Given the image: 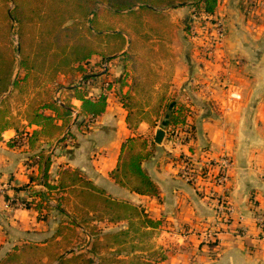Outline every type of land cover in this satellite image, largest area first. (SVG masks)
<instances>
[{
  "label": "crops",
  "instance_id": "0c3cea01",
  "mask_svg": "<svg viewBox=\"0 0 264 264\" xmlns=\"http://www.w3.org/2000/svg\"><path fill=\"white\" fill-rule=\"evenodd\" d=\"M228 2L233 3L230 12L238 15L243 11L240 0H223L224 8ZM180 14L187 13L177 10V18ZM239 19L241 25H235L229 38L217 49L219 58L207 59L191 52L190 42L181 32L172 39L159 35L147 42L148 60L152 61H148L150 68L146 74L148 90L165 92L163 98L176 97L196 110L189 119L196 128L192 147H174L167 141L168 135L162 144L155 142L156 131L165 118L164 107L156 117L139 115L138 125L132 129L128 121L130 112L132 116L141 112L127 108L114 94V88L107 90L102 84L114 78L112 71L110 75L94 76L93 84L88 80L84 85L93 97L107 91L105 112L86 122L80 116L68 128L51 136L42 133L34 136V131L42 128L30 122L28 103L16 101L18 87H11L0 98V253L5 254L15 245H43L63 221H69L68 215L55 207L56 200L45 216L23 202L30 199L31 187L37 188V184L30 186L32 176L41 172L30 158L43 149L46 154L53 152L50 169L53 178L59 177L68 166L78 169L96 187L105 190L104 195L110 199L144 207L151 218L163 221L161 231L168 235L163 241L166 259L156 264H264V237L256 219L264 211V37L259 46L254 39L238 36L237 31L244 26ZM134 39L131 37L132 44ZM129 48L127 41L118 55ZM57 78L60 82L75 80L76 84L60 83L58 95L54 96L53 90L58 102L66 104L70 86L81 84L82 77L60 73ZM64 89L65 95L60 97ZM231 90L239 92L241 100L232 99ZM71 104L73 110H81L80 99L71 98ZM47 112L52 114L50 110ZM69 128L74 140L60 141ZM134 135H145L154 143L153 154L143 166L160 186V197L132 192L110 176L119 162L124 141ZM204 151L212 158L229 155L232 160L227 219L216 215V202L206 191L181 178L179 165L170 158L190 153L196 165L201 166ZM68 202L79 200L70 197ZM61 205L64 207V203ZM128 221L118 222L121 226L118 228H128ZM171 240L176 243L172 245Z\"/></svg>",
  "mask_w": 264,
  "mask_h": 264
},
{
  "label": "trees",
  "instance_id": "16d2710c",
  "mask_svg": "<svg viewBox=\"0 0 264 264\" xmlns=\"http://www.w3.org/2000/svg\"><path fill=\"white\" fill-rule=\"evenodd\" d=\"M32 1V0H31ZM40 3V9L35 10L34 18L30 14L29 1L28 0H0V13L4 17L10 18L11 22L17 23L18 35H19V51L23 56L19 59L10 47L0 41V61H4V69L0 65V98L13 87H18L19 75L16 73V60L18 69L26 70L27 76L30 72L34 71L38 67H47L49 82H56L58 74H68L76 71H80L85 75V62L90 61L95 55L98 54V50L92 47V41L90 36L96 32L97 27L94 26V16L96 15L95 7L97 4H102L104 12H113L119 15H126L129 17H136L140 21L142 13L144 11L154 12L152 7L161 6H175L178 3L189 2L192 4L203 3L205 11L209 14L215 12L217 0H33ZM10 6L12 9H10ZM39 19V20H38ZM101 25V24H100ZM3 26V24H2ZM104 26L99 30L96 35L100 38V41L104 43L108 42L113 44L115 41L113 50L110 57H114L115 54L122 50L127 41L123 34L118 31L111 32V26ZM5 27V25H4ZM34 28L33 33L38 34L35 37V41L29 44L26 40V33L28 28ZM41 29V30H40ZM22 35V36H21ZM118 42V43H117ZM107 46V43L105 44ZM28 48V49H27ZM38 61H41L42 66ZM4 70V71H3ZM82 80L81 84L70 86V97L66 104H61L53 96L42 97L36 99L33 103H30V111H28V118L32 124L41 126V130H35L34 136L42 133L47 136L61 132L62 130L70 126L72 120L77 119L80 116H84V121L89 118H96L102 115L108 105V97L106 93H101L98 97L90 95L88 89L84 85L89 80L88 78ZM25 78V77H24ZM84 83V84H83ZM71 85V84H70ZM111 88V87H110ZM49 93V92H48ZM78 98L82 101L81 110L77 115L73 116V105L71 104V98ZM164 105V119L163 123H167V126H177L185 122L183 111L189 106L185 103H181L175 99H166ZM161 105V106H162ZM127 108H131L130 105L125 104ZM50 110L52 114L47 111ZM133 113V112H132ZM130 127L135 129L138 125L137 115L128 117ZM61 120V123L58 121ZM193 129L196 131L195 126ZM68 130V129H67ZM73 139L74 133L69 128L66 131ZM66 133L63 139L65 140ZM151 145V146H150ZM154 143H150V140L143 138L142 135L129 136L123 143L122 151L119 156V162L117 166L110 172L111 178L118 184L128 188L132 192L138 194L147 195L151 197H160V186L144 169V162L150 158L153 154ZM53 152L45 153L43 149L36 152L30 159H34L39 165L41 172L38 176H32L31 185L43 182L47 191H43L38 188H32L30 190V199L24 200L26 207L35 208L40 215L49 214L52 205L50 206V199H55L57 209L64 211L69 221H63L60 229L51 236L48 240L44 241L43 245L36 243H26L21 245H15L10 251H7L0 257V264H15L17 254L26 249H38L40 246H48L54 243L55 247L61 244V240L57 238L64 236L62 240L67 239L68 232L71 228H81L82 224L61 205V202L67 200L66 192L76 191L78 196L83 198L95 199L97 201H103L113 206H123L130 211V215H118L111 217L110 222L121 221L124 219H131L132 212L137 213L142 217V212H139L137 207L128 203L118 202L105 197V191L96 187L90 180H88L80 170L74 169L70 166L64 168L60 172V176L53 178L50 169L53 164L52 159ZM30 188V187H29ZM81 199V198H80ZM78 200L82 209L90 202L89 200ZM90 206V205H89ZM90 212L89 208H86ZM143 223L146 227H158L162 220H155L150 216L143 215ZM66 223V224H64ZM67 231V233H64ZM107 235V234H105ZM83 251H75L71 248H67L60 252L59 249L54 251V255L51 258L54 259V264H96L94 259L86 257ZM56 252V253H55ZM92 253H97L96 248ZM166 259V255H162L160 262ZM123 264L122 261H116V264ZM53 264V263H52ZM152 264L148 260V263Z\"/></svg>",
  "mask_w": 264,
  "mask_h": 264
},
{
  "label": "rangeland",
  "instance_id": "374dc122",
  "mask_svg": "<svg viewBox=\"0 0 264 264\" xmlns=\"http://www.w3.org/2000/svg\"><path fill=\"white\" fill-rule=\"evenodd\" d=\"M28 1L31 10L30 14L34 18H38L34 16V11L40 9V3L34 2L33 0ZM241 2L243 11L241 13L238 12V15L228 10L231 6L230 4L233 3H226V8H224L223 0H217L213 14L205 11L203 3L195 5L185 2L178 3L175 6L152 7L155 9L154 12L144 11L142 13L141 19L143 21H140L136 17L122 16L113 12H108L107 14L105 12L101 13L104 6L97 4L95 7V22L93 23L97 29L90 36V39L92 41V47L97 50L99 49V52L94 58L84 64L86 65V79L88 78L91 81L90 83L93 84L94 80L92 79H94V76L96 77L101 73L110 75L112 71L114 78L102 83L107 90L114 88V94L116 93V96L121 99L124 105L128 104L131 107L130 109L134 108V111L141 112L137 113V117L142 113H144L145 117H156L160 115L159 113L163 108L162 103H165L166 99H175L181 103L182 101L173 96H165L163 98L162 96L166 94L165 92H152L148 90L150 85L147 83L148 77H146V74L148 68H150L148 61H151L148 60L149 53L147 49L149 38L163 35L172 39V37L179 36L181 32L186 40L190 42L191 52H196L198 56L207 59L219 58V51L217 49L229 38L231 29H234L235 25H241L238 22V19L241 18L239 20L244 22V26L240 27L239 31H237L238 36L254 39L253 41H258V45L260 46L261 37H264V0H240ZM11 7L13 6H10V9H12ZM176 9L181 10V13L186 11L187 14H180L177 18ZM174 19L178 20V24ZM219 21L225 24L226 29V34L222 42L216 38L217 28L215 34L214 24ZM102 24L112 27L110 33L118 31L123 34L125 41H130V48L123 55H118L117 53L113 58L110 57L116 42L112 41L113 44H110L108 41L106 42L107 46H105V43L99 40L100 38L96 35L104 27ZM33 31V27L27 29L26 40H28L29 44L35 41V37L38 34L37 32L33 33ZM131 37H135L133 44L131 43ZM0 41L5 45L7 44V46L10 44L13 50L12 52H14L15 57L17 56L18 59L23 56L20 51L18 53V25L17 23L11 22L10 18L4 17L2 13H0ZM171 49L174 50L173 47ZM38 62L42 66V62ZM17 64L19 63L16 60L15 70L20 79L18 82L16 101H26L28 103L26 110L30 109V103H33L36 99L42 97L52 98L53 90L54 96L58 95L57 90L59 89L57 88L63 85L64 82V85H70L75 81L72 79L70 81L64 79L62 83L57 78L54 86H52L53 82L47 81V75L49 73L46 69L47 67H38L25 76L27 71L22 70L21 72ZM0 65L2 69L5 68L4 61H0ZM116 73H118L117 76ZM72 74L77 75V79L78 76H81L82 79L80 82L85 79V75L80 71L72 72ZM56 83H59V85H56ZM60 83L62 84L60 85ZM74 84L76 83L74 82ZM123 87L127 90L129 89V91L126 92ZM19 89L21 90L19 91ZM105 92L107 93V91ZM63 95H65V89L59 94L60 97ZM67 97L68 95L66 94L64 99L66 100ZM107 97L109 98L108 94ZM160 103L162 106L158 108ZM194 111H196L195 108ZM188 112L189 107L183 111L185 121L187 120ZM163 124L161 121L159 126L162 127ZM166 127L168 126H164V128ZM142 137L149 139L145 135H142ZM170 158L174 160V157ZM174 161L176 162V160ZM67 197V200L62 202V204L64 203V209L75 215L74 217L82 224L81 229H76V227L71 228L68 232L67 239L61 240V244L58 247L56 246L55 249L54 243H52L48 246H40L38 249L21 251L17 254L15 264H54V259L51 258L54 255V251L59 249L62 252L67 248L75 251L84 250L83 254L86 257L94 259L96 264H116V261H122L123 264H146L148 260L152 264L160 262V258L165 254L163 241L164 238L168 239V235L161 231L162 228L160 226L163 225V221L155 229H146V224L143 223L142 217L143 215L149 216V214L145 211L144 207H137L138 211L143 213L142 217L132 212V217L127 224L128 228L119 229L118 227L121 226L118 225V222L121 221L114 220V222H110L109 219L118 215L123 216L127 214L129 216L131 213L127 211L126 207H116L111 203L106 204L103 201H97L91 198L88 199L90 202L83 210L80 202L71 203L68 200L70 197H79V199L87 200L86 197L83 198L80 194L78 196V193L73 191V189ZM105 197L107 196L105 195ZM86 208L92 210V214H89ZM171 241L172 245L176 243V240ZM94 247L97 253H92ZM3 254L0 253V257Z\"/></svg>",
  "mask_w": 264,
  "mask_h": 264
},
{
  "label": "built area",
  "instance_id": "2783aa9c",
  "mask_svg": "<svg viewBox=\"0 0 264 264\" xmlns=\"http://www.w3.org/2000/svg\"><path fill=\"white\" fill-rule=\"evenodd\" d=\"M215 34L217 28V40L223 41L226 29L222 21L214 24ZM229 95L232 99L241 100V94L236 90H231ZM79 111L74 109L73 116H76ZM195 115L194 108L189 106L187 120L177 126L166 127L165 135H168V142L172 146H188L192 147L196 139V131L193 129V123L189 120ZM89 124V123H88ZM67 140L72 142L74 139L66 132ZM204 162L201 166L196 165V160L189 154H180L174 157L175 164L179 165V174L182 179L206 191L207 196L215 200L216 215L227 219L228 211V196L230 190V174L229 170L232 166V160L229 155H221L216 158L208 156L204 151ZM207 187V189H205ZM37 188L47 191L46 185L41 182L37 184ZM220 189V190H219ZM1 190V187H0ZM54 199H50L49 204H52ZM261 234L264 237V211L256 216Z\"/></svg>",
  "mask_w": 264,
  "mask_h": 264
},
{
  "label": "water",
  "instance_id": "95a60500",
  "mask_svg": "<svg viewBox=\"0 0 264 264\" xmlns=\"http://www.w3.org/2000/svg\"><path fill=\"white\" fill-rule=\"evenodd\" d=\"M166 125H167V123L165 122L163 124V126L162 127H159V129H157V131H156L155 142L157 144H162L163 143V140L165 138V129H164V126H166Z\"/></svg>",
  "mask_w": 264,
  "mask_h": 264
}]
</instances>
